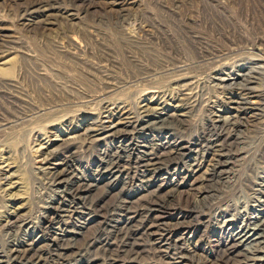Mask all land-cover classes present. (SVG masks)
<instances>
[{
    "label": "rangeland",
    "instance_id": "374dc122",
    "mask_svg": "<svg viewBox=\"0 0 264 264\" xmlns=\"http://www.w3.org/2000/svg\"><path fill=\"white\" fill-rule=\"evenodd\" d=\"M258 48L264 51V0H0V52H2L0 69L10 71V76L0 75V220L11 212L10 207H13L14 203L11 205L8 196L12 193L24 201L25 207L20 210L21 215L32 223L30 228L17 224L10 232L0 230V240L22 239L31 230L33 223L38 224L39 219L43 217L44 208L58 195L56 189H46L37 175L43 163L42 158H39L40 154L34 153L33 147L39 144L34 132L38 133L40 140L52 144L55 138L47 127L49 121L68 116L70 119L64 124L65 129L79 132L84 127L85 120H88L85 115L79 116L82 111L88 110L83 107L86 101L93 102L89 109H95L97 115L93 117L99 118L92 125L97 129L99 126L97 121L100 123L102 112L96 111L99 107L97 100L105 96L113 100L125 99L124 104L117 105L122 112H135L142 101H150L156 106L165 103L164 107L168 108L174 120L183 119L188 128H191L188 134L180 131L178 135L181 136H175L173 144H181L190 150L193 149L192 151H199L198 159L205 156L204 160L210 161L213 159L211 151H214L210 144L214 140L209 139L210 129H207L209 124L206 123L205 113L207 105L221 104L229 90L245 88L249 84L257 90H263L264 64H259L261 68L259 65L253 66V62L247 59L245 66L240 69L241 73L238 79L236 78L235 86L224 91L220 89L221 86L213 83L216 68L209 61H207L209 64L205 61L206 55L215 56L222 53L224 55L226 52L225 55L230 58L229 62L233 63L237 60L235 56L245 55ZM178 61L185 63L182 65ZM175 67H183L181 71L188 67L189 71L185 69L188 74L185 75L198 77L196 80L200 83L178 89L181 85L175 82L177 80L175 76L180 70L175 71ZM228 72H232V69ZM182 74L184 75L179 73ZM235 74L234 70L231 75ZM260 75H263L262 78ZM154 78L159 80L155 83H146V80L155 81ZM190 89L193 92L189 94L195 100L201 99V107L193 105L191 109L187 100L186 103L177 102L178 98L186 99L181 95L187 94ZM149 91L156 93L154 95ZM180 108L183 111L179 112ZM54 109H59L58 113ZM43 113H49L46 114L49 117L46 118ZM230 115H225L224 118H228L230 120L228 122L234 125L238 122L236 125L241 128V132L238 134L239 137H233L235 146L233 149L235 152L237 149L238 153L236 152L235 160L229 161L225 180L221 183L207 182L200 186L198 178L203 175L205 171L203 168L202 172L195 173L187 180L188 185L178 189L174 199L172 198L155 214L161 220H170L174 217L172 207L182 198L203 199L207 190V202L213 201L217 204L221 198L222 200L226 198L227 201L223 200L222 204L212 211L209 217L210 224L206 228L208 230L199 228L197 232L192 231L195 234L190 238L191 245H199L205 250L211 249L212 241L216 239L217 234L233 236L254 234L258 227L251 219L254 218L252 214L264 210V203L259 201V196L248 190L240 189L241 192L238 191L236 197L229 196L232 186L241 185L243 179H248L256 185L264 180V117H243L237 112ZM168 122L169 126L171 121ZM222 125L224 124L211 128L215 134L213 136L218 135ZM44 128L46 129L42 130ZM160 134L161 131L156 132V135ZM152 135L153 133L137 135L134 140L131 141L129 138L124 144L136 148L145 140L149 141ZM105 136L108 135L104 134L98 139H106ZM80 145L76 146L75 151H78L79 155L70 171L78 177L86 172L93 174L99 153L101 155L102 151L104 153L105 149L108 150L109 145L112 148L117 147L119 143H108L105 148L102 146L101 149L96 148L97 150L95 148L88 150ZM191 157V161L197 158L195 153ZM7 165L13 168L15 174L19 173V176L16 174V177L10 180L14 186L4 193L6 182L2 180V175ZM170 173L169 176L163 173L158 177L156 184L143 186L136 182V186L125 190L127 198L125 197L123 212L127 211L128 214L121 213L116 216L111 227L125 230L128 223L134 221L133 218L136 217L142 203L149 201L150 197L153 198L161 189L167 191L178 176L183 177L179 172ZM65 177L68 179L70 176ZM241 177L242 180L239 179ZM106 185L107 182L100 183L93 194L99 195L104 192ZM223 193L229 197L227 195L225 197ZM111 196L106 198L107 202L112 199ZM216 199L218 201H215ZM101 221V218L91 221L86 230L87 234L98 230ZM100 247L101 245L97 244L93 252L101 255ZM263 248L264 246L258 242L245 243L243 247L244 250L258 252L255 264H264ZM133 258H136L138 264L143 263L141 260L144 257ZM78 264L88 263L82 260Z\"/></svg>",
    "mask_w": 264,
    "mask_h": 264
},
{
    "label": "bare ground",
    "instance_id": "6f19581e",
    "mask_svg": "<svg viewBox=\"0 0 264 264\" xmlns=\"http://www.w3.org/2000/svg\"><path fill=\"white\" fill-rule=\"evenodd\" d=\"M216 40L218 41L217 38ZM237 45L235 46L236 48ZM239 48L242 47L239 46ZM227 51L229 52L230 50ZM254 51L245 55L235 56V60L236 58L237 60L233 62V59V63H230L231 61L229 62L230 58L225 55L226 52L224 55H222V53L221 55L217 54L215 56L207 53L208 55H206L205 61H209L216 68V71L214 70L215 78L213 79V83L221 86V90L227 91V89H231L230 87L235 84L236 78L241 73L240 69L245 66L247 59L253 62V66L259 64L263 65L264 51L259 48ZM181 68L175 67L174 70H180ZM262 68H264V66ZM185 69L176 73L175 77L177 80H175V82L181 85L178 89H184L187 85L190 86V84L199 82V80H196L198 78L197 76V78L189 77V75L186 76L185 74L187 73L186 70L188 67L186 70ZM229 69H232V72L235 70L236 74L231 75L232 72H228ZM179 73H184V75H179ZM9 74V69H0V75L7 76ZM189 74L192 75V73ZM260 76L258 78H260ZM157 80H146V83H155ZM241 88L229 90L225 93L227 97L222 99L224 100L223 103L207 105L205 110V113H207L206 123L209 124V128L207 129H210L209 139L211 138L214 140L210 144V147L214 150L211 151L213 159L210 161L204 160L205 156L198 159L200 156L199 151H192L193 149L190 150L186 148L187 146L184 147L181 144H173L174 137L177 136L180 131L188 134L191 128H188L189 126L184 123L183 119L179 120L175 118L176 120H174V116L169 114L168 108L164 107L165 103L156 106L150 101H142L139 106H137L138 109L135 112H122L118 109L117 105L120 103L124 104L125 102L123 101L125 99L123 101H121V99L113 100L105 96L97 100L99 107L96 104L98 107L96 111L97 113L99 110L102 112L100 114V123L97 121L99 126L95 129L92 125L96 123L97 118L93 116L97 114L95 113V109H89L93 102L86 101V103L82 105L88 110L85 112L82 111L79 116L85 115L88 120H85V125L83 128L80 127L81 130L79 128V132L65 129L66 125L64 124L68 123L70 119L68 115H66L68 118L57 117L58 119H51L53 121H49L47 127L51 130V135L55 139H53L52 144H50L49 141L44 142L40 140L38 133L34 132L36 141L39 142V144L37 143L33 149L34 153L40 154L39 158H42L43 166L40 170L38 168L39 172H37V175L42 181V185L46 189H56L58 195H56L54 197L55 199L51 200L44 208L43 217H40L41 219H39L38 224L33 223L31 230L27 232L22 239L16 240L11 238L8 241L0 240V264H78L82 262V260L86 261L88 264H138L136 258H133L134 256L144 257L141 260L143 262L142 264H255V262H257L255 257L258 255V252L244 250L243 247L245 243L250 244L254 242H258L264 246V210L257 209L258 211L252 214L254 218L251 217V219L254 220L253 222L256 223L258 227L254 234L244 233L238 236H233V234H217L216 239L212 241L213 246H211L209 250L200 248L199 245H191L190 238L195 234L192 231L197 232L199 228H203L205 231L208 230L206 228L208 224H210L209 217L212 211H214L218 205L222 204L223 200L226 198L222 200L220 197L221 201L219 200L220 202L217 204L213 201L207 202V190L203 199L202 197L201 199L199 197H185L184 199L182 198V200L180 199L181 201L172 207L173 216H176V218L172 217L170 220H161L155 216V214L160 211L162 207L167 205L172 198L174 199L178 189L187 186V180L191 179L195 173L202 172L203 168L205 171L203 175L198 178L199 183H201L200 186H203L204 183L207 182L221 183V181L225 180L226 169L230 165L229 161L237 158V149V153L233 149L235 147L233 137L238 136L241 132V128L236 125L238 122L235 123V125L231 124L228 122L230 120L224 118V116L230 115L232 112H237V114L243 117H264V89L257 90V88H253L250 84L245 88ZM153 89L155 90V88ZM109 90V92H111V89ZM190 92H193V90L187 91V94H182L181 97H185L186 99L178 98L177 102L186 103L185 100H187L188 104L190 103V108L193 105L197 108L198 106L201 107V99L195 100V98L189 94ZM149 93L154 94L156 92L149 91ZM203 107L201 109H203ZM67 108L68 107L65 109ZM54 110L57 112L59 109ZM181 111L183 110L181 109L179 112ZM46 114L48 115L49 113ZM47 115L45 116L46 118L49 117ZM182 116L184 117L183 114ZM241 119L244 118L241 117ZM94 121L95 123L93 124ZM168 121H171L169 126ZM60 124H62V126L58 127ZM221 124H224L221 127V131H219L218 135L216 134L217 136H213L214 133L211 128H216ZM225 124L228 125L226 126ZM44 126L45 125H43V127ZM245 126H247V124ZM45 129L46 128L42 130ZM217 129L220 130L219 128ZM157 131H161V134L156 135ZM145 133H153L149 141L145 140L141 145L136 146V148L135 146L133 148L132 146H125L124 143L129 141V138H131L132 141L137 135L142 136ZM162 133L164 135H162ZM104 134L108 135L107 137L105 136L106 139L104 138V141L98 139V137ZM182 139L185 140L183 137ZM108 143H119V145L117 147L113 146L112 148H110L109 145L108 150L105 149L104 153L102 151L101 155L99 153L97 167L93 174H87L86 172L85 174L81 173L83 175L78 177L70 173L79 155V152L75 151L77 145L82 144V147L84 146L85 149L87 148L89 150L91 148L101 149L102 146L105 148ZM193 153H195L197 158L194 157L195 160L191 161L190 157ZM258 153H260V151ZM254 154L256 155V153ZM261 161L262 160H260V162ZM170 172H179L183 177L178 176V179L168 187L167 191L164 192V190L161 189L153 198L150 197L149 201L144 204L141 202L142 205H140L139 210L136 212V217L133 218L134 221L128 223L125 230L111 227L113 223L112 220H115L117 218L116 216L121 213L128 214L127 211L123 212L125 197L127 195V191L125 192V190L129 187L133 188V186H136V182L143 186L151 185L152 183L156 184L158 177L162 176L163 173L169 176V174H171ZM16 174L10 165L4 167L2 175V180L6 182L4 193H7V191L14 186L10 180L16 177ZM67 175L70 176L68 179L65 177ZM239 179L242 180L243 178L241 177ZM104 182H107L104 192L99 195H94V190L99 187L100 183ZM121 188L122 190L119 191ZM240 189L257 194L259 196V201L264 203V180L261 184L256 185L248 179H243L241 185L232 186L231 191H229V193L231 192L229 196L236 197L235 195H237L236 193L240 191ZM223 195H225V193H223ZM108 196L112 198L109 202H107L106 199ZM8 197L11 201V205L12 203H14V205L10 207L11 212H8L7 215L3 216L0 220V230L10 232L17 224L29 226L30 228L32 223H29V219L26 220L25 216L21 215L20 212V210L22 211L25 207V204H23L24 201L20 199L21 197L12 193L11 196ZM215 201L218 200L216 199ZM100 218L102 221L100 227L98 226V230L92 234H87L86 230L89 223ZM211 240H213V238ZM97 244L101 245V255H97L93 252V248Z\"/></svg>",
    "mask_w": 264,
    "mask_h": 264
}]
</instances>
